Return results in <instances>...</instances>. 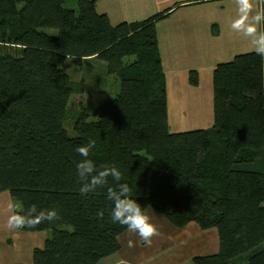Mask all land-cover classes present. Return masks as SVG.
<instances>
[{
  "label": "trees",
  "instance_id": "16d2710c",
  "mask_svg": "<svg viewBox=\"0 0 264 264\" xmlns=\"http://www.w3.org/2000/svg\"><path fill=\"white\" fill-rule=\"evenodd\" d=\"M69 1L0 0V193L18 212L58 213L21 229L53 231L33 264H97L121 248L127 228L109 221L106 190L79 193L75 150L91 141L89 158L118 167L146 214L217 228L219 251L196 264H264V59L249 51L218 63L213 126L173 132L157 22L175 7L113 25L97 0H76L78 11ZM69 58L104 62L121 85L68 129L84 88L62 67Z\"/></svg>",
  "mask_w": 264,
  "mask_h": 264
},
{
  "label": "crops",
  "instance_id": "0c3cea01",
  "mask_svg": "<svg viewBox=\"0 0 264 264\" xmlns=\"http://www.w3.org/2000/svg\"><path fill=\"white\" fill-rule=\"evenodd\" d=\"M69 2L76 5V0ZM253 3L249 22L257 11L262 10V0H253ZM172 7L174 10L157 22L170 129L173 132L207 129L214 124L213 73L216 65L232 60L239 53L254 51L256 37L231 28L233 21L240 18L238 0H97L98 12L107 14L113 25L142 21ZM257 31V35L262 32V24L257 26ZM192 70L198 73L197 85L190 82ZM172 119H177L179 125L188 119L190 126L177 131L172 128ZM9 203H15L11 194L8 191L0 193V264H33L30 254L36 247L44 246L49 231L9 230L4 223L12 214L8 209ZM125 232L131 236L128 230ZM119 241L121 248L97 264H139L141 247L139 251L135 247L124 246L122 235ZM131 241L138 246L142 240L139 237ZM152 252L158 254L156 250ZM173 255L171 252L166 256L172 258ZM167 258L152 260L145 257L142 263L170 264L173 259Z\"/></svg>",
  "mask_w": 264,
  "mask_h": 264
},
{
  "label": "rangeland",
  "instance_id": "374dc122",
  "mask_svg": "<svg viewBox=\"0 0 264 264\" xmlns=\"http://www.w3.org/2000/svg\"><path fill=\"white\" fill-rule=\"evenodd\" d=\"M68 6L73 7L71 2L68 3ZM73 8L77 9L78 6L76 5ZM62 67L75 82L84 86L82 93H74L71 97L69 105L70 116L66 122L69 129L75 123L81 111L85 109L90 113L93 111V108L102 102L115 97L120 90L121 83L117 76L106 73L104 62L100 60L87 59L83 61V65L81 66L74 59L69 58L62 64ZM177 121V119H172V128L177 131L190 126L188 119L182 120L181 125ZM148 211L147 215L151 218V222L157 226L159 234L152 238L150 246L145 245L142 241L138 243V246H134L136 250L141 251L142 249L141 254H138L139 264H143L142 261L145 257L152 258V260H161L167 258L166 255L171 252L174 254L173 257L167 258L173 259L172 262L168 261L170 264H196L194 260L195 256L212 254L219 251L220 238L216 227L203 229L197 222H191L186 229L185 227L179 228L172 225L156 210L149 208ZM4 223L6 222L4 221ZM52 234L53 231L49 230V237ZM130 235L128 237L126 232L122 234L124 246H127L128 242L132 239L139 238L138 234L134 232H130ZM154 250L158 251V254L153 253L152 251ZM32 256L33 253L30 254L31 258Z\"/></svg>",
  "mask_w": 264,
  "mask_h": 264
},
{
  "label": "clouds",
  "instance_id": "9594fccd",
  "mask_svg": "<svg viewBox=\"0 0 264 264\" xmlns=\"http://www.w3.org/2000/svg\"><path fill=\"white\" fill-rule=\"evenodd\" d=\"M238 5L240 18L233 21L231 28L246 36H255L253 50L256 55L264 59V32L257 35V26L264 23V9L257 11L249 22V16L254 8L253 0H238ZM94 145L95 141H91L78 146L75 150L80 157L75 165L80 184V195L87 197L90 193L106 190V198L111 202L107 212L109 221L112 224L126 227L129 232L138 234L142 242L150 246L152 238L159 234L157 226L151 222V218L145 213L139 200L130 195L131 189L128 183L121 182V170L112 165H104L98 168L95 162L89 158L90 150ZM8 209L12 212L6 222V227L9 230L35 229L43 222L52 223L58 219V213L55 209L34 211L30 215L16 211L17 205L15 203H9ZM98 216L104 218L105 213L101 211ZM128 246L134 247L135 245L133 241H129Z\"/></svg>",
  "mask_w": 264,
  "mask_h": 264
}]
</instances>
